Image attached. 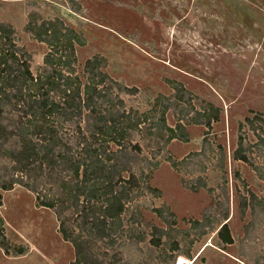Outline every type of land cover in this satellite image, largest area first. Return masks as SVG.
Here are the masks:
<instances>
[{"label":"rangeland","instance_id":"rangeland-1","mask_svg":"<svg viewBox=\"0 0 264 264\" xmlns=\"http://www.w3.org/2000/svg\"><path fill=\"white\" fill-rule=\"evenodd\" d=\"M29 20L79 38L71 69L82 84L97 58L107 116L129 126L139 118L122 139L136 164L110 220L102 201L63 196L67 170L36 162L25 185L0 189V264H264V0H0V25L35 77L50 70L51 52L27 32ZM13 106L0 115V182L21 176L7 151L21 149L11 128L27 124V107ZM87 119L62 122V162L97 144L77 132ZM58 194L55 208L37 199ZM224 223L230 245L217 234Z\"/></svg>","mask_w":264,"mask_h":264},{"label":"trees","instance_id":"trees-1","mask_svg":"<svg viewBox=\"0 0 264 264\" xmlns=\"http://www.w3.org/2000/svg\"><path fill=\"white\" fill-rule=\"evenodd\" d=\"M26 30L36 41L44 42L50 47L51 53L45 59V64L50 70L46 74H37L33 77L29 71L27 58L23 59L24 51L18 48L13 39L9 37V28L6 25H0V115L2 117L3 105L6 104L15 107V103L23 102L27 107V124L20 128H11V132L20 136L21 149L14 150V147H11L7 151L11 165L17 164L18 169L15 171L21 173V176L18 178L11 176L8 181L0 182V189L8 191L13 185H25L27 182L23 180H28L25 178L27 169L31 172L36 162L40 166L45 164V170L49 174L55 173L57 168L61 167L68 172V182L65 181L62 187L65 188L64 197L72 199V204L75 206L79 203V198L88 202L100 200L104 204V217L110 220L117 219L122 212V201L128 199V193L124 191L126 182L123 180V173L132 170L136 164L135 158L129 152L128 147L123 144L122 139L128 128L138 127L139 118H136L135 122L129 126L128 120L125 125L120 122L117 124L114 117L107 116L109 100H105L104 91L97 90V84L101 81L94 82L96 79L94 74L103 78L98 71H95L97 58L86 61L84 69L87 79L84 84L80 82L78 76L73 75L71 66L76 60L74 43L79 41L74 33L67 29L58 30L53 21L38 25L37 22L29 20ZM51 56H56V60H53ZM84 117L88 118L85 127H77V132L80 136L87 132L88 137L97 144L93 143L92 148L84 146L83 155L75 162H70V164L68 161L62 162L61 159L64 157L57 151L61 142L60 130L64 129L62 122L74 121L80 124ZM204 117L206 125L209 126L212 117L205 116V114ZM181 127L179 124L173 131L176 132V128L180 131ZM1 129L0 125V133H3V130L8 131V127H4L2 131ZM180 135V140L187 141L184 133ZM37 138L39 142L33 143V140ZM175 138L178 136L171 137V139ZM110 142H115L117 147L115 150L106 151ZM0 149L2 150L1 142ZM79 172L80 180L70 185V181L73 177L77 178ZM126 181H129V178ZM32 191H38L37 187L32 188ZM37 199L42 206L47 208H55L60 202L59 194L53 195L52 198L38 195ZM71 207L72 205L69 208ZM241 207L240 211L243 213L245 207H248L246 201ZM80 213H84V209ZM60 232L63 234V239L71 242L78 253L80 244L70 236L68 237L63 229ZM217 234L220 243L225 245L232 243L225 223L218 229Z\"/></svg>","mask_w":264,"mask_h":264}]
</instances>
